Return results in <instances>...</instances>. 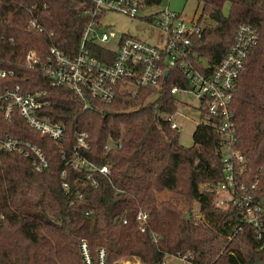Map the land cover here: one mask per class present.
Masks as SVG:
<instances>
[{"label":"trees","instance_id":"16d2710c","mask_svg":"<svg viewBox=\"0 0 264 264\" xmlns=\"http://www.w3.org/2000/svg\"><path fill=\"white\" fill-rule=\"evenodd\" d=\"M197 3L204 26L200 36L191 38V46L210 64L227 52L239 24L257 34L237 78L231 108L235 146L245 159L241 179L257 177L264 189L263 174L257 171L264 167V0ZM87 4L0 0V69L12 71L0 79V90L15 84L23 91L44 89L50 105L42 113L65 127L63 138L54 141L33 130L16 111L10 120L0 116L2 133L31 140L48 161V167L37 172L28 159L0 150V264H82L81 239L92 252L105 248L109 261L133 258L141 264H161L185 255L194 264H263L264 247L259 248L252 228L242 225L240 213L216 208L215 192L201 188L222 179L221 136L199 123L192 144L184 146L178 130L165 119L177 113L180 100L170 88L175 82L184 85L179 70L170 68L159 91L121 94L109 104L91 100L93 106L83 110L68 90L50 87L40 72L26 68L30 49L44 54L55 45L75 54L87 22ZM31 15L38 17L43 33L26 31ZM91 47L92 55L104 60L105 48ZM192 60L200 69L197 58ZM75 129L90 134V148L80 153L94 164L92 169L75 170L62 158L72 153ZM108 142L112 145L106 149ZM101 166L108 172L101 173ZM162 195L167 197L160 199ZM193 202L199 205L197 218ZM139 212L146 214L143 223L137 220ZM239 225L241 230L234 233Z\"/></svg>","mask_w":264,"mask_h":264},{"label":"built area","instance_id":"2783aa9c","mask_svg":"<svg viewBox=\"0 0 264 264\" xmlns=\"http://www.w3.org/2000/svg\"><path fill=\"white\" fill-rule=\"evenodd\" d=\"M159 4L148 0H88L85 6L87 22L75 54L68 55L55 45H49L44 54L37 49L28 50L24 64L27 69L40 72L50 87L68 90L77 106L83 110L93 106L91 100L109 104L121 94L136 97L137 91L141 89L153 88L159 91L169 76L170 68L179 70L184 85L173 83L170 93L177 97L181 94L194 97L200 116H204L200 123L212 126L221 136L219 146L224 167L222 179L210 187L208 183H203L201 188L215 192L216 208L237 210L242 225L252 228L255 240L259 248H262L264 189H260V179L257 177L247 182L241 179L245 171V159L235 146V123L231 108L237 78L244 69L247 53L255 44L257 34L249 25L239 24L231 46L220 61L212 65L205 58L197 57L191 46V38L200 36L203 31L204 25L198 17L192 16L186 20L168 6L155 12L144 13L141 16L144 21L152 22L155 19L161 29V34H157L153 42L134 35H117L111 29H102L98 23L99 18L107 11L137 18L139 12ZM25 29L28 32H44V26L35 15L27 18ZM112 40H115V44L107 45ZM91 45L105 48L107 53L104 60L92 55ZM194 58L200 63V69L196 62H193ZM165 71L168 72L166 76ZM8 75H12V71L0 69V79ZM49 105L50 101L44 89L23 91L19 84H15L0 90V116L3 115V119L10 120L12 113L16 111L33 130L59 141L65 134V127L63 123L51 121L42 113ZM175 116L176 114H166L165 119L172 129L178 130L181 124ZM89 138L87 131L75 129L72 153L62 154L65 162L75 170L94 167V164L80 153L90 148ZM111 145L112 143L108 142L106 149ZM0 150L14 152L28 159L37 172L48 167L43 151L29 139L13 137L0 130ZM99 171L107 173L108 168L101 166ZM257 171L263 174L264 179V167H258ZM62 186L66 190L69 188L66 183ZM137 220L143 223L146 214L139 212ZM140 230L143 232L144 227ZM240 230L239 225L234 233ZM232 237L233 234L228 236L229 239ZM79 252L82 264H128L125 258L109 261L107 250L103 247L92 252L84 239L79 242ZM172 260L181 264H194L185 255L171 256L161 264H170Z\"/></svg>","mask_w":264,"mask_h":264},{"label":"rangeland","instance_id":"374dc122","mask_svg":"<svg viewBox=\"0 0 264 264\" xmlns=\"http://www.w3.org/2000/svg\"><path fill=\"white\" fill-rule=\"evenodd\" d=\"M172 11H175L181 15L184 19H190L192 16L197 17L200 14L201 8L198 5L197 0H162L158 6H152L139 12L137 18H130L127 15L116 12L107 11L99 18L98 23L104 30H113L117 35L126 34L134 35L149 42H153L157 34H161V29L155 23V19L152 22L144 21L141 16L147 12H155L164 7ZM227 5L224 7V11L227 12ZM115 40L110 41L107 45H114ZM180 99L177 106L176 120L179 121L181 127L178 129L179 142L184 146H190L192 144V133L197 124L203 119L197 110V100L191 95L181 94L178 96ZM153 98V97H152ZM167 194V193H166ZM162 197H167L162 195ZM192 212L197 218L199 205L193 202L191 205ZM129 263L136 264L139 261L133 258H125ZM170 264H181L177 260L170 261Z\"/></svg>","mask_w":264,"mask_h":264},{"label":"water","instance_id":"95a60500","mask_svg":"<svg viewBox=\"0 0 264 264\" xmlns=\"http://www.w3.org/2000/svg\"><path fill=\"white\" fill-rule=\"evenodd\" d=\"M168 74V72L167 71H165V76ZM189 216V213H187L186 214V217H188Z\"/></svg>","mask_w":264,"mask_h":264},{"label":"bare ground","instance_id":"6f19581e","mask_svg":"<svg viewBox=\"0 0 264 264\" xmlns=\"http://www.w3.org/2000/svg\"><path fill=\"white\" fill-rule=\"evenodd\" d=\"M131 264V263H130ZM136 264H140L139 262L138 263H136Z\"/></svg>","mask_w":264,"mask_h":264},{"label":"crops","instance_id":"0c3cea01","mask_svg":"<svg viewBox=\"0 0 264 264\" xmlns=\"http://www.w3.org/2000/svg\"><path fill=\"white\" fill-rule=\"evenodd\" d=\"M140 263V262H139ZM141 264V263H140Z\"/></svg>","mask_w":264,"mask_h":264}]
</instances>
